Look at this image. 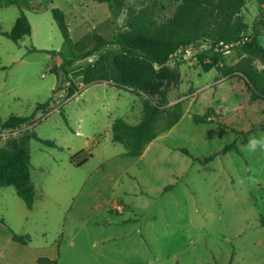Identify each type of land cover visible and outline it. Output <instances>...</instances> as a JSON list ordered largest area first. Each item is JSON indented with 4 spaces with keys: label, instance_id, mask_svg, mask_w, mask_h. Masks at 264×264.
Instances as JSON below:
<instances>
[{
    "label": "rangeland",
    "instance_id": "1",
    "mask_svg": "<svg viewBox=\"0 0 264 264\" xmlns=\"http://www.w3.org/2000/svg\"><path fill=\"white\" fill-rule=\"evenodd\" d=\"M148 1L112 0L111 10L94 0H0V30H10L21 11L31 25L18 43L0 34V121L29 115L52 98L30 127L0 129V145L25 127L56 143L29 140L39 204L43 198L63 209L60 220L33 225L32 239L60 245L66 237L61 249L68 264H264V152L244 148L250 136L264 134V100L251 101L240 77L204 71L195 54L205 45L180 48L169 62L177 75L165 104L177 107L179 118L134 157L111 140L110 126L116 118L137 123L144 96L111 80L83 81L85 68L119 51L111 43L94 49L93 35L111 40L125 29L127 6ZM157 1L159 19L169 18L176 3ZM54 7L63 10L68 30L53 19ZM261 11L264 4L246 0L240 16L246 34L260 33L264 45V30L255 26ZM224 49L228 64L239 61L234 49ZM209 107L226 126L192 120ZM234 140L239 151L215 154ZM209 155L206 163L192 158Z\"/></svg>",
    "mask_w": 264,
    "mask_h": 264
},
{
    "label": "trees",
    "instance_id": "2",
    "mask_svg": "<svg viewBox=\"0 0 264 264\" xmlns=\"http://www.w3.org/2000/svg\"><path fill=\"white\" fill-rule=\"evenodd\" d=\"M94 1L107 3L113 10L112 0ZM173 1L176 7L169 18L159 19L158 13L162 6L157 0L148 1L139 8L128 5L123 25L125 29H116L109 41L98 34L93 35L96 42L94 49L111 43L117 45L119 51L112 55L110 61L99 57L91 66L85 68L83 81L88 83L92 80H111L118 88L144 96L142 115L137 123L131 124L123 118H116L110 126L111 140L122 144L128 156H140L160 132L170 129L179 118L177 107L169 108L165 104L169 85L177 75L176 68L169 62L180 48L205 45V48L195 54L204 71L215 68L224 76L240 77L250 92L251 101L264 100V45L258 41L260 33L246 34L248 24L240 16L246 0ZM257 2L264 4V0ZM51 12L53 18L67 29L62 10L54 7ZM255 26L264 30V12H260ZM30 33L31 25L23 11L17 16L10 30H0L1 35L14 43H18ZM225 45L234 49L239 57V61L234 65L225 60ZM94 49L81 54L80 58L92 54ZM66 62L72 64L73 58L67 59ZM72 94L73 90L68 93V97ZM51 102L50 97L38 103L31 114L26 116L10 115L0 121V129L30 125L36 113L46 111ZM212 113L213 108L209 107L203 114H192V120L195 123L226 126L223 122L214 120ZM229 128L237 134L248 133ZM260 128L264 129V123ZM254 129L255 126L249 132ZM30 139L38 140L49 147L56 146L55 141L41 138L30 130H25L20 136L0 146V187L13 186L28 208H31L35 201V190L30 175ZM244 140L246 141V138ZM178 150L191 156L186 148ZM229 150L239 151L235 140L224 145L215 154H224ZM214 155L203 159L194 156L192 158L206 163ZM171 188V184L165 186L161 194ZM260 224L264 225V217L260 218ZM13 238L25 241L21 236L14 235ZM37 263L59 264L56 259L47 256L38 257Z\"/></svg>",
    "mask_w": 264,
    "mask_h": 264
},
{
    "label": "crops",
    "instance_id": "3",
    "mask_svg": "<svg viewBox=\"0 0 264 264\" xmlns=\"http://www.w3.org/2000/svg\"><path fill=\"white\" fill-rule=\"evenodd\" d=\"M27 127H30V125ZM30 175L32 180L31 162ZM32 183L35 190L36 186L33 180ZM40 195L46 197L45 191L41 190ZM41 200L42 202L39 204L35 194L34 204L31 208H28L17 195L13 186L0 187V264H38L37 258L40 256L56 259L59 264H68L64 257V251L61 249V244H64L67 240L66 237L62 238L60 245L57 240L49 242L46 239L43 241L32 239L35 229L33 225L38 226L40 220L41 222L46 221L48 217L60 220L63 214L62 208H52L45 204L43 198ZM82 221L86 224L88 219L83 218ZM14 235L24 237L25 241L15 240Z\"/></svg>",
    "mask_w": 264,
    "mask_h": 264
},
{
    "label": "clouds",
    "instance_id": "4",
    "mask_svg": "<svg viewBox=\"0 0 264 264\" xmlns=\"http://www.w3.org/2000/svg\"><path fill=\"white\" fill-rule=\"evenodd\" d=\"M244 148L252 153L257 151L264 152V134L250 136Z\"/></svg>",
    "mask_w": 264,
    "mask_h": 264
},
{
    "label": "built area",
    "instance_id": "5",
    "mask_svg": "<svg viewBox=\"0 0 264 264\" xmlns=\"http://www.w3.org/2000/svg\"><path fill=\"white\" fill-rule=\"evenodd\" d=\"M220 44H221V43H220ZM224 47H225V48H228V46H227V45H225ZM226 50H227V49H226Z\"/></svg>",
    "mask_w": 264,
    "mask_h": 264
}]
</instances>
